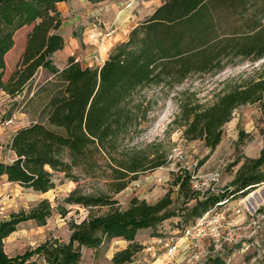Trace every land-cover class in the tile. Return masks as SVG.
<instances>
[{"label": "trees", "instance_id": "1", "mask_svg": "<svg viewBox=\"0 0 264 264\" xmlns=\"http://www.w3.org/2000/svg\"><path fill=\"white\" fill-rule=\"evenodd\" d=\"M69 1L0 0V91L14 100L32 92L41 70L49 73L32 95L48 92L42 120L14 132L8 148L15 158L0 161V179L38 193L67 181L77 184L54 203L42 199L0 219V264H78L85 248L97 250L114 238L127 246L113 254L112 264H132L145 247L137 239L140 230L173 217L179 218L177 227L192 225L220 202L244 197L264 183L263 148L240 164L224 188L196 191L193 171L180 169L155 202L134 196L122 206L116 198L138 175L169 162L166 148L129 142L150 120L155 100L146 90H169L193 74H215L237 60L263 59L264 0H162L102 64L83 65L70 56L60 68L54 53L64 48L65 39L58 3ZM24 28L22 50L5 77L6 55ZM245 104H258L264 115V71L223 89L210 104L184 100L174 122L188 141L200 140L212 152L234 110ZM88 178L102 180V187L85 192L81 181ZM71 206L87 213L80 221H68V240L48 237L15 255L6 251L5 240L21 223L46 225L54 214L66 217ZM197 264L229 263L218 253Z\"/></svg>", "mask_w": 264, "mask_h": 264}, {"label": "rangeland", "instance_id": "2", "mask_svg": "<svg viewBox=\"0 0 264 264\" xmlns=\"http://www.w3.org/2000/svg\"><path fill=\"white\" fill-rule=\"evenodd\" d=\"M119 1L109 0L115 7H119ZM129 1L126 0V4L121 7H126ZM142 1L146 0H135L131 6H128L132 8L129 12L130 20L134 21L132 23L145 19L162 2V0H150L143 4ZM107 2L94 0L87 5L77 7L70 1L66 7L60 6L63 10L61 32L67 39L66 48H70L75 57L85 60L89 48L83 43V38L88 35L86 33L88 27L95 25L103 34L111 23H115L116 31L109 37L99 35L100 41L118 32L119 23L115 19L119 12L108 13ZM79 13L81 15L78 17ZM25 31L26 29H23L16 35V46L6 57L5 77L13 69L22 50ZM71 38L75 39L73 46L70 45ZM64 61L58 54L57 65L61 67ZM262 71H264V58L257 61L237 60L215 74H193L182 84L169 90L161 87L146 90L155 100L150 109V120L142 125L143 131L129 142L130 145L137 147L160 145L169 151V162L138 175L125 190L116 195L120 204L126 206L134 196L150 203L155 202L171 187L172 173L180 169L196 170L201 176L216 172L220 175V181L213 185L214 188L230 185L240 164L246 158L258 157L264 148V115L259 105L245 104L235 109L231 120L223 126L220 143L212 152L200 140L188 141L183 135V129L178 127L174 119L184 100H198L199 103L210 104L223 89H230L247 77L258 76ZM47 78L49 73L45 70L40 71L33 82L32 92L25 91L14 100L0 91V161L9 163L15 158L8 145L18 128L42 120L40 111L47 100L48 92L40 90L38 95L33 97L32 95L36 87L44 84ZM102 184L103 181L99 179L88 178L81 181V187L85 192L102 187ZM198 184L201 189L207 187L201 179ZM76 186V183L67 181L46 193H38L1 178L0 219L8 217L11 212L27 209L42 199H49L54 203L55 198L66 196ZM258 192L264 195V183L247 195ZM247 195L231 197L222 207L229 210L219 228L220 234L232 230L236 233L235 241L218 247V242L206 236L199 243L192 244L193 249L190 254H184L183 249L186 247L181 242L182 228L176 226L179 218L173 217L163 221L157 228L139 231L137 239L145 247L137 254L132 264H197L206 256L218 253L222 254L229 264H264V218L257 220L255 217L258 209L264 214V201L257 205L255 211H250L243 202ZM250 200H253V196ZM238 205L240 212L236 213ZM86 213L83 207L71 206V211L66 217L54 214L47 220L46 225L38 226L34 221L23 222L17 227V232L5 240V249L9 254L15 255L29 246L43 242L48 237H58L66 241L70 234L68 221L71 219L80 221ZM121 240L123 239L105 240L97 250L85 248L78 264H112V250L127 246V242ZM173 240L178 241V248L172 256H168L166 251Z\"/></svg>", "mask_w": 264, "mask_h": 264}, {"label": "crops", "instance_id": "3", "mask_svg": "<svg viewBox=\"0 0 264 264\" xmlns=\"http://www.w3.org/2000/svg\"><path fill=\"white\" fill-rule=\"evenodd\" d=\"M92 1H94V0H71V2L74 3V5H76L77 7H79L80 5H87L88 3L92 2ZM106 1H108L107 5H106V11L108 13L112 12V13L115 14V13L119 12L117 17H116V19H115V21L117 23H119L118 32L114 36H112V37H110V38H108L106 40L100 41L99 40L100 39L99 35L101 34V31H99L98 27L95 26V25H93V27L92 26L88 27L87 30H86V33H88V35L85 38H83V43L85 45H87L88 48H89V49H87V52L85 54L86 55L85 56V60H81L80 57H78V56L75 57L73 52H72V50L70 48H68V47L66 48L67 39L63 36L64 39H65L64 48L54 53L55 61H56V58H57L58 54H59V57H61V58H63L65 60L63 65L61 67L59 66L60 68H62L66 64L67 59L70 56H74L76 58V60H78L83 65L96 66V65L102 64L106 60V58L108 57L110 49L116 43L125 40L127 38V36H128V33L130 32V30L137 25L138 22L137 23L136 22L132 23L134 21L130 20L129 12L132 10V8L128 7V6L121 7V6H124L123 4H126V0L125 1H121L120 0L118 2V6L119 7L113 6V2H109V0H106ZM149 1L150 0L142 1V3L146 4V2H149ZM69 2H60V3H58V9L61 11L62 14H63V10H62V8L60 6L64 5L66 7ZM118 8H120V9H118ZM80 15L81 14L79 13L78 17ZM61 29H62V26H61ZM61 29H60V32H61ZM61 34H62V32H61ZM23 39H24V36H23ZM74 43H75V39L71 38L70 45L73 46ZM15 46H16V44H15ZM13 49L11 51H9L7 53V55L9 53H11L13 51ZM7 55H6V57H7ZM16 232L17 231L13 232L11 235H14ZM121 241H125V240H121ZM181 242L184 243V247H186L185 249H183V253L184 254H190V252L193 249L191 246H192V244H194V242L190 241L187 238H182ZM121 247L124 248V246H121ZM119 249H121V248H114L112 250L111 257Z\"/></svg>", "mask_w": 264, "mask_h": 264}, {"label": "built area", "instance_id": "4", "mask_svg": "<svg viewBox=\"0 0 264 264\" xmlns=\"http://www.w3.org/2000/svg\"><path fill=\"white\" fill-rule=\"evenodd\" d=\"M135 0H130L127 6H131ZM115 23H111L106 31L100 34L101 37H109L116 31ZM203 180L204 184H207V188L216 189L213 185L220 181V175L218 173H209L205 176L199 175L195 170L191 174V185L196 191H202L204 189L199 188V180ZM248 196V195H247ZM228 201L220 202L217 207L206 212L202 217L197 219L194 224L185 226L182 228V237L191 240L194 243H199L206 236H210L214 241L218 242V247H221L224 243H231L236 239V233L232 230L220 234L219 228L223 220L225 219V214L229 208H222ZM240 205V204H239ZM239 205L236 208V213L240 212ZM256 210V209H255ZM254 210V211H255ZM255 217L257 220L264 218V214L260 209L256 211ZM256 223V222H254ZM258 225V224H257ZM258 227H260L258 225ZM178 248V241L173 240L171 245L167 248L166 255L172 256Z\"/></svg>", "mask_w": 264, "mask_h": 264}, {"label": "bare ground", "instance_id": "5", "mask_svg": "<svg viewBox=\"0 0 264 264\" xmlns=\"http://www.w3.org/2000/svg\"><path fill=\"white\" fill-rule=\"evenodd\" d=\"M251 196H253V200H250ZM263 201L264 195L261 192H258L257 194L251 193V195H248L246 198L243 199V202L250 211L255 210L257 205L262 203Z\"/></svg>", "mask_w": 264, "mask_h": 264}, {"label": "water", "instance_id": "6", "mask_svg": "<svg viewBox=\"0 0 264 264\" xmlns=\"http://www.w3.org/2000/svg\"><path fill=\"white\" fill-rule=\"evenodd\" d=\"M251 198H252V196H251Z\"/></svg>", "mask_w": 264, "mask_h": 264}]
</instances>
